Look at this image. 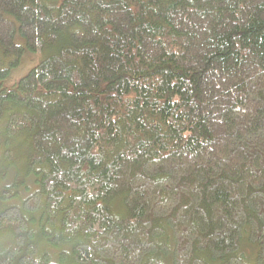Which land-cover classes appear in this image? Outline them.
Masks as SVG:
<instances>
[{
    "label": "trees",
    "instance_id": "obj_1",
    "mask_svg": "<svg viewBox=\"0 0 264 264\" xmlns=\"http://www.w3.org/2000/svg\"><path fill=\"white\" fill-rule=\"evenodd\" d=\"M0 264H264V0H0Z\"/></svg>",
    "mask_w": 264,
    "mask_h": 264
},
{
    "label": "rangeland",
    "instance_id": "obj_2",
    "mask_svg": "<svg viewBox=\"0 0 264 264\" xmlns=\"http://www.w3.org/2000/svg\"><path fill=\"white\" fill-rule=\"evenodd\" d=\"M28 57H25L26 58V61H22L21 65L19 66L18 70L13 72L9 77L12 79V80H16L18 78H20L21 76H23L29 66H28V63H27V60L30 58L29 56H31L32 58H34L35 56H32V55H27Z\"/></svg>",
    "mask_w": 264,
    "mask_h": 264
}]
</instances>
